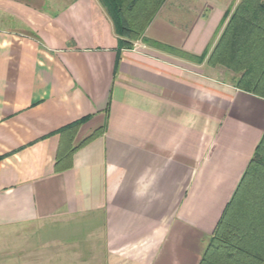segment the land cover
Listing matches in <instances>:
<instances>
[{
	"label": "crops",
	"instance_id": "crops-1",
	"mask_svg": "<svg viewBox=\"0 0 264 264\" xmlns=\"http://www.w3.org/2000/svg\"><path fill=\"white\" fill-rule=\"evenodd\" d=\"M239 2L165 0L126 44L102 0H0V229L33 238L21 264H200L264 137L263 77L208 66Z\"/></svg>",
	"mask_w": 264,
	"mask_h": 264
},
{
	"label": "trees",
	"instance_id": "trees-1",
	"mask_svg": "<svg viewBox=\"0 0 264 264\" xmlns=\"http://www.w3.org/2000/svg\"><path fill=\"white\" fill-rule=\"evenodd\" d=\"M116 31L128 44L144 33L148 23L165 0H102ZM253 19V21H252ZM253 22L256 26L246 37L248 47L264 51V0H243L228 23ZM227 31V30H226ZM225 32L213 50L209 62L224 63L217 58L223 53ZM129 41V42H127ZM250 63L246 73H255L264 66ZM264 74V73H263ZM264 79V76H262ZM259 83V82H258ZM254 84L247 90H258ZM264 97V96H263ZM75 124L72 125L74 127ZM264 137L242 179L233 199L224 210L208 243L200 264H264ZM70 150L64 149L57 160L59 169L70 159Z\"/></svg>",
	"mask_w": 264,
	"mask_h": 264
},
{
	"label": "rangeland",
	"instance_id": "rangeland-1",
	"mask_svg": "<svg viewBox=\"0 0 264 264\" xmlns=\"http://www.w3.org/2000/svg\"><path fill=\"white\" fill-rule=\"evenodd\" d=\"M241 1L243 0H240L238 3L237 7L230 16L228 23L236 12ZM228 23L223 29L216 43L217 45L222 34L225 32L223 53L222 55L219 54L217 56V58H223L225 61L224 63H210V58H208V66L213 68V74L220 79L226 80V74L233 73L239 75V80L235 81L239 87H251L254 85L255 80L257 81L255 76L258 74V72L260 76H264V66L260 67V65L259 71L257 69V71L255 73H251V75L246 73L252 61L258 65L260 63L259 60L264 59L246 58V56H248L250 53H254L256 51L254 47H248L246 45V37L250 35L251 30L256 26L253 24V22H245L241 20V22L233 23V27L228 32ZM216 45L214 46L213 50L215 49ZM229 80L232 79L230 78ZM259 82L261 84L264 82V80L259 79ZM31 239L33 238H28V235L25 236L14 234L13 229H0V264H21V254L29 247L31 242H34V240L32 241ZM18 252L19 254H17Z\"/></svg>",
	"mask_w": 264,
	"mask_h": 264
}]
</instances>
